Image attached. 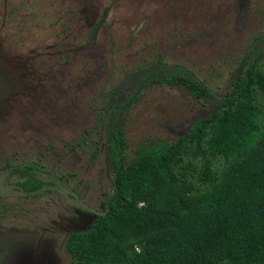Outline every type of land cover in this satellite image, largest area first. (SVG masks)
Instances as JSON below:
<instances>
[{"label":"rangeland","instance_id":"rangeland-1","mask_svg":"<svg viewBox=\"0 0 264 264\" xmlns=\"http://www.w3.org/2000/svg\"><path fill=\"white\" fill-rule=\"evenodd\" d=\"M106 7L93 48L63 61L66 48L87 41ZM263 24L264 0H0V264H69L65 239L86 230L89 215L59 191L21 197L13 184L28 177L47 188L50 175L59 176L99 210L111 191V173L102 141L95 151L88 144L95 134L103 139L97 118L105 100L129 93L124 72L161 58L223 94L229 72ZM258 70L264 75V58ZM257 97V123L263 124L264 98ZM211 109L181 89L149 83L112 116L122 123L131 155L175 142L186 124ZM83 138L81 151L76 144ZM186 150L184 162L197 164L199 156ZM6 159L7 166H44V173L3 170ZM214 165L219 170L222 160Z\"/></svg>","mask_w":264,"mask_h":264},{"label":"trees","instance_id":"trees-1","mask_svg":"<svg viewBox=\"0 0 264 264\" xmlns=\"http://www.w3.org/2000/svg\"><path fill=\"white\" fill-rule=\"evenodd\" d=\"M102 13L106 18L108 8ZM252 40L247 56L236 60L237 67L229 72L223 94L187 67L161 58L123 73L129 93L115 102L106 97L97 118L103 139L95 134L88 144L94 151L103 144L111 191L99 211L108 200L107 211L93 218L85 212L91 219L88 228L67 235L69 264H264V122L257 123L261 109L256 103L258 93L264 98V75L258 70L264 58V24ZM62 57L65 61L64 51ZM149 83L181 89L212 109L186 124L175 142L128 155L122 123L112 112L123 111ZM76 145L82 151L85 139ZM186 147L199 156L197 164L184 162ZM89 156L93 159L91 152ZM217 159L222 166L214 170ZM8 163L6 159L2 169H16L21 176L44 173V166ZM57 182L63 186L59 176L50 175L44 188L26 177L13 187L21 197H35L50 192Z\"/></svg>","mask_w":264,"mask_h":264},{"label":"water","instance_id":"water-1","mask_svg":"<svg viewBox=\"0 0 264 264\" xmlns=\"http://www.w3.org/2000/svg\"><path fill=\"white\" fill-rule=\"evenodd\" d=\"M105 20V13H101V16L99 18V20L97 21V23L95 24V26L93 27L91 33H90V36L88 38V40L81 44V45H77V46H73V47H70V48H66L64 50V53L65 54H68V53H77V52H84V51H87V50H90L91 48H93L94 44H95V41H96V37H97V34H98V31L100 30L103 22ZM141 23V22H140ZM140 23L138 24L137 28H139L140 26ZM51 190H55V191H59L61 194H63L64 196H69L72 198V203L77 207L79 208L80 210L86 212L87 214H89L91 216V218H93V216H102L106 213L107 211V203H108V200L105 204V208L103 211H99V210H96L92 207H90L89 205H87L85 202H83L78 196L77 194L72 191V190H69L65 187H63L60 183H56L55 186L53 188H51Z\"/></svg>","mask_w":264,"mask_h":264},{"label":"flooded vegetation","instance_id":"flooded-vegetation-1","mask_svg":"<svg viewBox=\"0 0 264 264\" xmlns=\"http://www.w3.org/2000/svg\"><path fill=\"white\" fill-rule=\"evenodd\" d=\"M90 217V216H89Z\"/></svg>","mask_w":264,"mask_h":264}]
</instances>
